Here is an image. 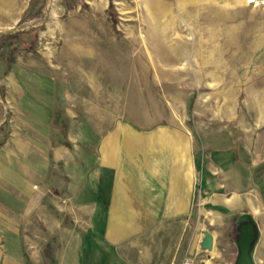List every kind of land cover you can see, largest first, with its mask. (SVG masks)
<instances>
[{"label":"rangeland","instance_id":"obj_1","mask_svg":"<svg viewBox=\"0 0 264 264\" xmlns=\"http://www.w3.org/2000/svg\"><path fill=\"white\" fill-rule=\"evenodd\" d=\"M160 4L167 10L160 12ZM42 6V0H0V35L24 34L14 61L0 58V208H13L9 180L55 200L66 196L74 214L70 263L94 260L98 246L106 247L116 176L106 156L117 159L120 177H131L123 167L145 164L131 157L145 146V134L168 144L190 138L192 192L210 197L202 183L220 176L222 155L214 151L242 144L236 117L248 113L245 95L250 91L253 106L264 108V0H46L38 17ZM232 157L226 194L235 209L224 211L222 226L199 217L198 198L190 222L161 218L165 246L179 249L175 264L188 256L195 264L236 263L238 223L251 214L237 203L259 188L264 201V175L248 185L231 170ZM94 203L100 206L95 216L84 215L82 204L91 210ZM255 220V261L264 264V207ZM207 230L221 233L219 248L201 249ZM192 246L194 255L187 253ZM117 251L130 264L140 256L124 245Z\"/></svg>","mask_w":264,"mask_h":264},{"label":"crops","instance_id":"obj_2","mask_svg":"<svg viewBox=\"0 0 264 264\" xmlns=\"http://www.w3.org/2000/svg\"><path fill=\"white\" fill-rule=\"evenodd\" d=\"M261 93L263 95L264 91ZM245 96L248 113L236 117L242 144L230 146L224 151H214V154L222 155L219 163L221 172L220 176L212 177L215 187L213 181H203L202 185L210 188V197L205 200L202 193L197 195L192 192L196 188V182L192 177L195 171H192L194 165L190 155V138L186 139V136L181 135L182 137L173 138L168 144L159 134H141L147 137L146 144L139 151H133L131 157L138 155L145 160V164L133 162L132 167H123L127 173L132 174L131 177H120L117 159L112 161L106 156L108 142L104 141L103 153L114 166L116 176L108 198V220L104 232L106 247L98 246L94 260H73L70 263L69 218L74 214L66 203V196L61 195L55 200L47 193L29 191L21 182L9 180L6 186H9L10 197L7 198L13 201V208L5 204L0 208V264H130L131 260L117 258V247L122 245L128 250L138 249L140 256L135 264H158L159 260H162L160 264H175L179 249L174 251L171 246H165V226L161 224L164 222L161 218H189L190 222L194 203L198 198L201 206L199 217L207 216L210 223L214 221L222 226L226 221L224 211L229 210L233 215L235 209L231 197L226 194L232 189V183L228 180L232 175L229 169L231 167L226 161L233 159L234 153L237 155L236 165L231 170H235L242 181L247 177V184L252 185L254 177L264 175V165L258 167L264 163V108L253 106L248 98L250 91ZM226 117L222 116V119L230 120ZM59 153H56V157L61 158L62 152ZM184 157L188 158L187 161L183 160ZM181 168L186 171L182 172ZM209 170L215 175L212 168ZM28 172L23 170L22 173L28 175ZM255 191L253 196L243 197L237 203V208L247 207L256 218L264 207V201L259 199L260 188ZM94 200L100 201L99 198ZM98 207L100 208L94 203L90 210L82 204L83 214L92 211L89 215L95 216ZM213 236L214 243L219 248L221 233L218 236L213 233ZM196 252L197 247L193 246L187 250L191 255ZM235 254L234 260L237 259L238 249ZM127 256H130L129 251Z\"/></svg>","mask_w":264,"mask_h":264},{"label":"water","instance_id":"obj_3","mask_svg":"<svg viewBox=\"0 0 264 264\" xmlns=\"http://www.w3.org/2000/svg\"><path fill=\"white\" fill-rule=\"evenodd\" d=\"M238 238L236 246L238 256L235 264H257L255 259L256 246L259 240V224L251 214H244L238 223ZM214 248V236L209 230L205 232L201 249L212 251Z\"/></svg>","mask_w":264,"mask_h":264},{"label":"trees","instance_id":"obj_4","mask_svg":"<svg viewBox=\"0 0 264 264\" xmlns=\"http://www.w3.org/2000/svg\"><path fill=\"white\" fill-rule=\"evenodd\" d=\"M43 1V6L41 10L38 12L37 16H42L43 8L45 7L46 0ZM23 21L20 22L19 25H21ZM24 34L22 32H14L13 34H3L0 35V58H3L4 56H7V58L10 61H14L15 59V52L18 49V44L22 43L24 41L23 37ZM2 145V142H0V147Z\"/></svg>","mask_w":264,"mask_h":264},{"label":"built area","instance_id":"obj_5","mask_svg":"<svg viewBox=\"0 0 264 264\" xmlns=\"http://www.w3.org/2000/svg\"><path fill=\"white\" fill-rule=\"evenodd\" d=\"M181 264H195V259L192 258V256H188V257L184 258V260Z\"/></svg>","mask_w":264,"mask_h":264},{"label":"bare ground","instance_id":"obj_6","mask_svg":"<svg viewBox=\"0 0 264 264\" xmlns=\"http://www.w3.org/2000/svg\"><path fill=\"white\" fill-rule=\"evenodd\" d=\"M158 10H159L160 12H164V11L167 10V7L164 6L163 4H160V6L158 7Z\"/></svg>","mask_w":264,"mask_h":264}]
</instances>
